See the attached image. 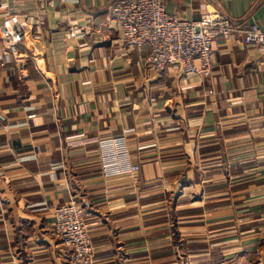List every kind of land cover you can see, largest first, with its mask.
I'll return each mask as SVG.
<instances>
[{"label":"crops","instance_id":"obj_1","mask_svg":"<svg viewBox=\"0 0 264 264\" xmlns=\"http://www.w3.org/2000/svg\"><path fill=\"white\" fill-rule=\"evenodd\" d=\"M115 1L0 0V27L25 19L40 37L23 76L0 43V264H69L52 224L71 200L95 264L231 257L264 235V47L243 41L264 31V0H166L186 21L217 10L233 22L206 80L151 71L149 48L124 43Z\"/></svg>","mask_w":264,"mask_h":264},{"label":"built area","instance_id":"obj_2","mask_svg":"<svg viewBox=\"0 0 264 264\" xmlns=\"http://www.w3.org/2000/svg\"><path fill=\"white\" fill-rule=\"evenodd\" d=\"M33 2L38 6L52 7L63 0H16ZM111 16L120 27L123 41L130 49L148 47L146 59L148 68L157 73L173 69L183 76L211 78L213 75V46L219 38L230 39L236 33L233 22L221 12L214 10L197 21H186L167 13L166 0H116L109 7ZM70 30L68 37H73ZM27 21L20 18L6 20L0 27V43L5 54L19 65L21 76L29 60L34 57L27 53L29 42L39 41ZM247 46L264 47V31L252 25L243 33ZM198 62V63H196ZM0 120H4L0 114ZM119 154H127L123 143L116 144ZM139 167L131 169L136 175ZM52 232L60 244L69 252L70 264H95L96 250L84 219V211L74 200L57 207L54 212Z\"/></svg>","mask_w":264,"mask_h":264},{"label":"rangeland","instance_id":"obj_3","mask_svg":"<svg viewBox=\"0 0 264 264\" xmlns=\"http://www.w3.org/2000/svg\"><path fill=\"white\" fill-rule=\"evenodd\" d=\"M255 226L261 227L262 224L259 223ZM258 234L262 235L261 230L258 231ZM262 236L260 241L251 248L252 252L245 253L243 251L241 254L235 252L233 256L227 257L221 253L219 254V252H217L218 254L192 255L180 251L178 254L173 255V261L176 264H264V235Z\"/></svg>","mask_w":264,"mask_h":264}]
</instances>
